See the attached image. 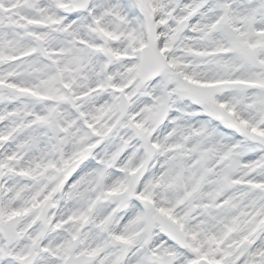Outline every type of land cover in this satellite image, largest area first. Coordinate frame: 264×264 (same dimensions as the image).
<instances>
[{
    "label": "snow or ice",
    "instance_id": "obj_1",
    "mask_svg": "<svg viewBox=\"0 0 264 264\" xmlns=\"http://www.w3.org/2000/svg\"><path fill=\"white\" fill-rule=\"evenodd\" d=\"M0 264H264V0H0Z\"/></svg>",
    "mask_w": 264,
    "mask_h": 264
}]
</instances>
